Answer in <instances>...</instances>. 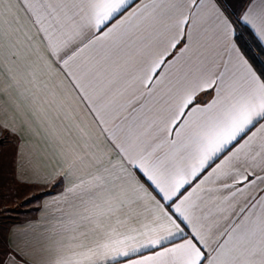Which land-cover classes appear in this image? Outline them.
Wrapping results in <instances>:
<instances>
[{
  "label": "snow or ice",
  "instance_id": "6c2138e0",
  "mask_svg": "<svg viewBox=\"0 0 264 264\" xmlns=\"http://www.w3.org/2000/svg\"><path fill=\"white\" fill-rule=\"evenodd\" d=\"M258 57L264 0H0V137L49 221L0 264H264Z\"/></svg>",
  "mask_w": 264,
  "mask_h": 264
},
{
  "label": "rangeland",
  "instance_id": "374dc122",
  "mask_svg": "<svg viewBox=\"0 0 264 264\" xmlns=\"http://www.w3.org/2000/svg\"><path fill=\"white\" fill-rule=\"evenodd\" d=\"M0 151L4 153V155L0 157V168H3L4 172L8 174L5 186L0 189V226L7 228L21 218L30 216L29 214L33 213L36 202L34 201L26 208L19 207L23 204L25 197L30 195V192L18 196L17 192L12 190L15 188V185L11 181L12 151L9 147V142L4 141L2 137H0ZM18 207V211L6 212L4 210L5 208L17 209Z\"/></svg>",
  "mask_w": 264,
  "mask_h": 264
},
{
  "label": "crops",
  "instance_id": "0c3cea01",
  "mask_svg": "<svg viewBox=\"0 0 264 264\" xmlns=\"http://www.w3.org/2000/svg\"><path fill=\"white\" fill-rule=\"evenodd\" d=\"M33 146L41 149L42 152H47L49 155H51L52 151L54 150L52 146L46 147L43 143L42 138L39 136L30 137L29 147H33ZM52 162L55 163L54 160ZM44 163H47V161L45 160ZM33 191H35V190H33ZM35 202H36V205L34 207L33 213L29 214L30 216H28L26 218H21L20 220L14 222L13 224H11V226L17 225V224H22L25 221H34L33 225L30 228V231H34L36 234L42 233L44 228L48 225L49 221L44 219L43 213H40V212L35 210L40 203L39 201H35Z\"/></svg>",
  "mask_w": 264,
  "mask_h": 264
},
{
  "label": "trees",
  "instance_id": "16d2710c",
  "mask_svg": "<svg viewBox=\"0 0 264 264\" xmlns=\"http://www.w3.org/2000/svg\"><path fill=\"white\" fill-rule=\"evenodd\" d=\"M258 60L264 61V57H258Z\"/></svg>",
  "mask_w": 264,
  "mask_h": 264
}]
</instances>
